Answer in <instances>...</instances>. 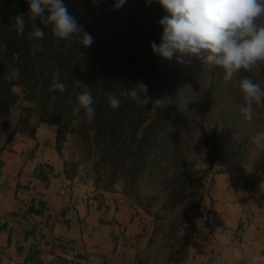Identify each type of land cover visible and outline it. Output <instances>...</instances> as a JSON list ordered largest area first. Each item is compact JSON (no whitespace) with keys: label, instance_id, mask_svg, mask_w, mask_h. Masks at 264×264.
Listing matches in <instances>:
<instances>
[{"label":"rangeland","instance_id":"rangeland-1","mask_svg":"<svg viewBox=\"0 0 264 264\" xmlns=\"http://www.w3.org/2000/svg\"><path fill=\"white\" fill-rule=\"evenodd\" d=\"M134 6L135 0H128L119 11L124 15ZM14 12L7 0H0V24L10 31L16 30ZM257 22L264 24V16ZM171 62L176 67L179 96L170 126L160 136L139 183L113 180L110 174L116 167L99 161L88 122L72 123L59 143L67 180L95 189L120 187L144 215L149 230L136 254V264L186 263L199 223L214 202L218 176H225L234 190L264 199V151L250 142L251 136L264 130V107H257L254 118L245 121L239 112L241 95L223 81L220 69L203 65L194 56L183 57V63L174 57ZM7 75L17 80L18 70L13 67ZM263 75L264 60L250 70H241L237 79L248 76L264 86ZM13 91L18 102L0 118V154L42 121L24 89L15 85Z\"/></svg>","mask_w":264,"mask_h":264},{"label":"trees","instance_id":"trees-1","mask_svg":"<svg viewBox=\"0 0 264 264\" xmlns=\"http://www.w3.org/2000/svg\"><path fill=\"white\" fill-rule=\"evenodd\" d=\"M7 3L15 16L24 15L26 27L18 32L0 24V118L17 104L13 87L19 85L25 98L36 104L41 120L58 126L57 149L72 123L88 122L99 161L116 167L110 174L113 180L139 183L160 136L170 126L179 96L175 65L150 48V42L159 43L162 29L157 21L165 15L161 6L135 0V6L122 15L114 8L115 0H65L79 26L94 38L90 47L83 48L80 34L58 40L50 27L44 28L42 40L33 41L26 0ZM13 67L18 70L17 80L7 75ZM57 71L66 85L63 92L50 90ZM137 82L148 86L147 105L122 95ZM83 91L91 92L94 99L91 119L83 109L74 111L76 97ZM110 95L120 98L119 108L110 107Z\"/></svg>","mask_w":264,"mask_h":264},{"label":"crops","instance_id":"crops-1","mask_svg":"<svg viewBox=\"0 0 264 264\" xmlns=\"http://www.w3.org/2000/svg\"><path fill=\"white\" fill-rule=\"evenodd\" d=\"M57 134L41 121L0 154V264H136L144 215L120 187L67 180ZM225 179L185 264H264V199Z\"/></svg>","mask_w":264,"mask_h":264},{"label":"clouds","instance_id":"clouds-1","mask_svg":"<svg viewBox=\"0 0 264 264\" xmlns=\"http://www.w3.org/2000/svg\"><path fill=\"white\" fill-rule=\"evenodd\" d=\"M27 16L33 21L29 38L39 41L44 38V28L50 27L58 40H70L80 34L81 47H90L94 38L79 26L77 18L69 11L65 0H26ZM128 0H115L114 8L120 9ZM157 3L165 15L157 23L162 31L159 43L150 42L153 54L171 61L183 63V57H196L209 68L222 71V79L231 84L241 95L239 112L245 121L254 118L257 107H264V86L251 77L240 76L241 70H250L264 60V24L258 19L264 16V0H145V6ZM14 27L22 32L26 27L23 14L13 18ZM36 21H39L38 26ZM59 72L50 90L65 91L66 85L59 79ZM122 95L138 104L147 105L150 97L148 86L137 82ZM111 108L117 109L121 100L115 95L108 97ZM94 99L89 91L76 97L74 111L81 109L89 119L94 117ZM257 150L264 151V130L250 137Z\"/></svg>","mask_w":264,"mask_h":264}]
</instances>
